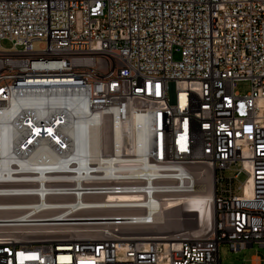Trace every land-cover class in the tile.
<instances>
[{
    "label": "built area",
    "instance_id": "2783aa9c",
    "mask_svg": "<svg viewBox=\"0 0 264 264\" xmlns=\"http://www.w3.org/2000/svg\"><path fill=\"white\" fill-rule=\"evenodd\" d=\"M0 38L13 42L0 47V115L13 108L18 131L0 145V198H22L0 202V264H220L222 243L264 247V0H0ZM80 101L106 130L95 155H73L65 133ZM134 119L143 151L110 129ZM39 148L55 159L31 160ZM194 165L213 176L202 212L185 203ZM168 203L198 233L161 251L130 229ZM109 210L132 212L67 219Z\"/></svg>",
    "mask_w": 264,
    "mask_h": 264
},
{
    "label": "bare ground",
    "instance_id": "6f19581e",
    "mask_svg": "<svg viewBox=\"0 0 264 264\" xmlns=\"http://www.w3.org/2000/svg\"><path fill=\"white\" fill-rule=\"evenodd\" d=\"M86 111V105L84 102L80 101L77 103L75 107V115L72 117L71 123L65 129V133L70 137L73 144V155H80L89 153L91 155H95L98 153L101 148L102 141L106 134V130L99 128L96 125V119L88 118L83 113ZM13 115L12 110L0 115V145L2 149L8 147V145L18 136V131L14 127L13 124L10 123V119ZM111 131L114 133V141L115 144H119L123 141L122 136L123 132H127L129 134V140L134 149L138 151H143L147 145V134L144 126V122L140 119H134L129 124L121 125L117 122L112 123L110 125ZM55 159V155L49 151L44 150L43 148H39L31 157V160L37 162H46ZM193 171H195L198 180L202 178V183L199 185L198 183V194L191 195L187 198L186 202L188 205L193 208L191 211L193 212H202L205 209L207 202L212 198V182L213 176L204 166H192ZM22 199L21 197H2L0 198V202H9V201H19ZM177 203H168L154 216H152V224L146 225V227H142L143 229H139L138 227H133L130 231L136 234H151L154 239L158 240V249L164 251L166 247V240L177 238L180 234H184L186 228L173 230V222L176 224L174 227L178 226V221L181 220L179 214L177 212L181 207L177 206ZM184 211V210H183ZM106 214L114 215L117 214H128L132 211H122V210H109V211H99L94 214H83L82 217L79 218H67L78 219L81 221L76 222V224L86 225L89 224L90 219H101V218H93L91 216H100ZM169 213H173L170 215ZM186 213V211H185ZM41 216H46L48 220L62 219L60 216V212L54 211L51 213H46ZM90 216V217H89ZM190 216V215H189ZM0 217H6L0 214ZM192 217V215H191ZM187 219V218H186ZM47 223H59V222H47ZM73 223V222H70ZM185 227V226H184ZM158 229L157 232H150L152 229ZM87 227H71L67 229L66 232L70 234H77L80 231L87 230ZM180 231L178 233H173L176 231ZM146 231V232H144ZM143 232V233H141ZM189 232V231H187ZM192 234L198 233V228L193 229L191 231ZM256 261V258H255Z\"/></svg>",
    "mask_w": 264,
    "mask_h": 264
},
{
    "label": "rangeland",
    "instance_id": "374dc122",
    "mask_svg": "<svg viewBox=\"0 0 264 264\" xmlns=\"http://www.w3.org/2000/svg\"><path fill=\"white\" fill-rule=\"evenodd\" d=\"M0 47L6 50L11 49L13 47V42L12 40L8 38H0ZM17 48H20V46L18 45ZM174 57L178 58V55H175ZM234 90L238 92V94L240 95L246 94L250 90V84L248 81H245V80L237 81L235 82ZM198 166H202V165H198ZM219 173L220 172H218V174ZM233 173L234 172L232 170L230 171L226 170V171H223L222 174L223 176L228 178V177H231ZM245 178H246V174L240 173L237 178V184H241L245 180ZM201 181H202V178L198 180L199 185L202 183ZM236 192L239 193V191H236ZM177 212L181 220L178 221L177 227H174L176 224H174L173 222V230H177V229L180 230V229L186 228V230L184 229V231H186L185 233L191 234V231L193 229H197V226H196L197 219L193 214L188 213V212L185 213V211H183L182 208L178 209ZM169 214L173 215V213H169ZM143 227H146V226H143ZM138 228L143 229L142 227H138ZM179 230L176 232H172V234L180 232ZM157 231L158 229H155V228L153 230L152 229L150 230V232H157ZM253 256H257L260 259H263L264 247H260L256 243H254L252 244L251 247H247L239 252H232L229 250L227 244L225 243H222L219 246L220 264H252Z\"/></svg>",
    "mask_w": 264,
    "mask_h": 264
}]
</instances>
